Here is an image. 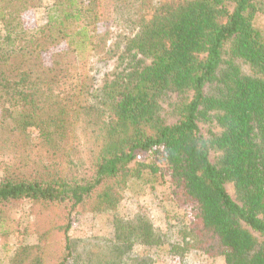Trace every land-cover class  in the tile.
<instances>
[{"label": "trees", "instance_id": "16d2710c", "mask_svg": "<svg viewBox=\"0 0 264 264\" xmlns=\"http://www.w3.org/2000/svg\"><path fill=\"white\" fill-rule=\"evenodd\" d=\"M34 2L0 0V135L33 127L51 161L0 178V222L14 202L59 207L58 264H87L68 235L79 208L153 183L160 168L136 157L160 149L185 208L165 231L115 218L116 241L264 264V0H54L26 27Z\"/></svg>", "mask_w": 264, "mask_h": 264}, {"label": "rangeland", "instance_id": "374dc122", "mask_svg": "<svg viewBox=\"0 0 264 264\" xmlns=\"http://www.w3.org/2000/svg\"><path fill=\"white\" fill-rule=\"evenodd\" d=\"M34 1V12L24 16L26 27L35 22L43 26L54 0ZM257 18L264 25V10ZM112 66V62L97 65L96 78L102 79L101 75ZM199 126L207 136L208 127ZM50 161L46 147L33 127L27 128L24 134H11L5 129L4 135H0V178L7 172L29 173ZM136 162L155 164L160 168L153 183L146 177L131 179L122 190H117L119 202L114 207H99L91 199L74 216L68 235L78 242V250L87 264H127L130 255L145 256L152 264H225L222 256L209 257L196 250H189L183 259H178L168 256L162 248L146 251L144 247L134 245L127 250L124 244L116 241L115 218L131 219L137 214H146L154 227L165 231V227L174 225L175 218L185 208L163 182L168 180V175L160 149L138 154ZM161 173L163 178H160ZM226 188L234 197L232 186L227 184ZM63 225L64 213L59 207L31 201L12 203L0 222V264H58L62 255L60 227ZM171 238L176 240L174 234Z\"/></svg>", "mask_w": 264, "mask_h": 264}]
</instances>
